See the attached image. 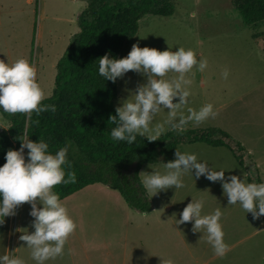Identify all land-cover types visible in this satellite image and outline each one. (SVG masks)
I'll return each mask as SVG.
<instances>
[{
	"label": "rangeland",
	"instance_id": "obj_1",
	"mask_svg": "<svg viewBox=\"0 0 264 264\" xmlns=\"http://www.w3.org/2000/svg\"><path fill=\"white\" fill-rule=\"evenodd\" d=\"M38 2L37 9L36 0H32L31 4L28 0H0V60L12 63L21 57L27 59L36 68V79L46 99L53 94L55 88L58 61L72 38L80 32L77 20L85 9L87 0ZM134 43L139 47L148 46L161 51H175L178 47L191 48L198 59L207 58L208 65L203 71L194 66L186 74L192 83L188 86V104L181 109L187 114L189 107L198 109L202 104L212 103L217 115L214 119L209 118L200 123L204 127H218L216 123H222L223 119H219L224 114H227L225 120L231 123L237 120L240 107L244 105L238 101L239 96L249 93L245 101L250 104V100L256 98V92L259 93L258 85L264 84V23L247 26L241 14L233 7L232 0H177L172 17H144L137 36L127 43L119 58L126 56ZM225 68L229 70L227 79L222 77ZM176 75L170 72L164 78L171 79ZM145 82V76L132 70L118 78L115 108L128 98L130 92L135 91L138 84ZM263 92L264 89L261 94ZM176 100L178 97L174 98V102ZM225 104L231 105L221 110L220 106ZM167 111L168 109H161L155 114L153 123L163 122ZM194 125L195 123L190 122L186 127L201 129ZM0 126L8 127L1 114ZM167 132L169 131L164 134ZM212 148L204 143L184 144L179 151L195 153L198 160L207 164L221 162L228 167H225V172L231 171L232 175H237L247 183L233 154L226 148L222 149L229 159L228 164L222 162L221 157L214 156L213 153L220 150L214 151ZM25 159H28L26 154ZM152 171L163 172L165 169L161 163L146 165L140 172L141 179L143 172ZM194 172L195 170L193 176L191 173L183 175L182 188L175 189L172 186L153 196L149 193L154 208L158 212L170 211L172 220L176 223L179 213L192 197L203 198L202 214H209L220 208L223 213L220 223L224 241L227 245H237L229 248L224 256H216L203 229L200 232L193 231L191 221L176 224L177 234L172 236L170 242L176 244L177 254L183 258V264H264V222L261 216L254 219L239 204L228 205L220 182L209 181L203 175L196 178ZM62 202L74 221L79 219L78 210L84 211L83 215L88 220L94 214L93 211L103 210V219L114 223L103 227L102 239L125 242L128 255H125L126 250L119 245L114 246L109 251L104 250L103 262L124 264L130 253V256L135 257V264H144L141 249L144 213L128 207L117 192L104 185H95ZM29 211L28 202L19 205L15 209V215H9L4 220L0 235V255L24 257L27 264L30 262L31 250L25 247L26 242L21 241L19 236L22 231L34 230L31 224L34 218L29 215ZM98 214L102 215L101 212ZM69 238L70 236L67 240Z\"/></svg>",
	"mask_w": 264,
	"mask_h": 264
},
{
	"label": "clouds",
	"instance_id": "obj_2",
	"mask_svg": "<svg viewBox=\"0 0 264 264\" xmlns=\"http://www.w3.org/2000/svg\"><path fill=\"white\" fill-rule=\"evenodd\" d=\"M207 65V58L198 59L191 48L161 51L148 46L139 47L136 43L122 58H110L107 53L100 57L98 74L104 80L115 82L129 70L146 77V82L138 84L135 91L130 92L128 98L115 108L116 114L109 115L108 121L114 125L110 130L111 139L132 144L139 135L156 141L165 131L182 133L189 122L200 124L209 118L214 119L217 112L212 103L202 104L198 109L189 107L187 114L181 111L188 104V86L192 83L186 74L194 66L203 71ZM170 72L177 75L165 79ZM228 75L229 70L225 68L222 77L227 79ZM36 77L35 66L25 58H18L12 63L0 60V111L24 113L29 118L33 112L37 116L44 111L55 112L54 104L41 103L45 93ZM161 109H168L166 118L163 122L153 123L155 114ZM20 141L19 149L6 151V162L0 166V223H3L4 217L15 215L19 205L28 202L29 215L34 218L31 222L34 230L22 231L19 239L26 242L25 247L31 250V258L36 264H44L63 254L66 240L76 228L67 207L53 190L58 184L74 183L76 180L74 172H66V166L71 167L67 158L71 142L52 152L42 138L34 142L25 134ZM24 149L29 150L27 160ZM174 156L173 160L163 163L165 171L143 172L141 183L146 194L153 196L172 186L182 188L183 175L191 173L193 176L195 170L196 178L203 175L209 181L220 182L228 205L239 204L254 219L264 215V182L246 183L237 175L225 177V170H213L206 162L198 160L195 153L175 150ZM38 204L42 206L38 207ZM203 207V198L192 197L179 213L176 224L191 221L193 231L203 229L214 254L222 257L228 250L220 223L223 213L216 208L209 214H202ZM0 264H25V261L5 254L0 255ZM161 264H173V261L166 259Z\"/></svg>",
	"mask_w": 264,
	"mask_h": 264
},
{
	"label": "trees",
	"instance_id": "obj_3",
	"mask_svg": "<svg viewBox=\"0 0 264 264\" xmlns=\"http://www.w3.org/2000/svg\"><path fill=\"white\" fill-rule=\"evenodd\" d=\"M176 2L87 0L77 20L80 32L72 38L56 65L53 94L41 101L54 104L55 112L44 111L39 116L33 112L29 118L24 113L0 111L8 126H0V166L6 162V151L19 149L25 134L34 142L44 139L52 152L71 142L67 156L71 167L66 166V172H74L76 180L54 186L61 201L101 184L117 192L128 207L144 214L152 212L154 205L141 183L142 168L173 160L175 150L184 144L226 148L246 172L248 182H262L256 166L250 163L247 149L218 127L186 129L182 133L169 131L156 141L137 135L132 144L113 141L110 137L114 125L108 118L116 114L118 79L104 80L98 74V60L106 53L110 58H119L127 43L137 36L144 17H172ZM232 5L247 26L264 23V0H232ZM28 151L24 149L25 154ZM261 218L264 222V215ZM1 226L2 223L0 235Z\"/></svg>",
	"mask_w": 264,
	"mask_h": 264
},
{
	"label": "crops",
	"instance_id": "obj_4",
	"mask_svg": "<svg viewBox=\"0 0 264 264\" xmlns=\"http://www.w3.org/2000/svg\"><path fill=\"white\" fill-rule=\"evenodd\" d=\"M28 2L31 4L32 0H28ZM258 86L257 91H259V93L256 92V98L250 100V104H247L245 101L249 93L239 96L238 101L240 100V103L244 105L240 107L237 120L231 123L225 120L227 119V114H224L219 119H223L224 121L222 120L221 124L216 123V125L218 128L229 133L247 149L250 163L253 166H256L260 180L264 182V92L261 94L264 89V84H259ZM230 105L231 104H225L220 106V108L221 110L225 108L227 109ZM194 126L201 129L208 128L204 127L202 124H195ZM187 128L193 129L192 127H186V129ZM212 149H214V151L220 150V152H214L213 155L221 157V160H223L222 162H227L229 164L227 155L222 152V149L224 148ZM208 165L213 170H225V167L228 168L221 162H210ZM238 166L240 167L239 164ZM240 169L243 171L245 179L248 182L246 172L242 167H240ZM230 175H232L231 171L225 172V177ZM71 197L67 199H70ZM99 212H101L102 215H99ZM83 213L84 211L78 210L79 219L75 221L77 229L75 228V230L69 235L70 238L66 240L63 254L45 261L44 264H112L111 261L103 262V252L104 250L109 251L113 249L111 247H118V245L126 250L125 255H128V246L125 242L104 241L102 239L104 237L103 227L106 225H114V223L109 222L107 219H103V210L93 211L94 214L90 217V220L86 219ZM170 213L171 212L167 210L158 212L156 208H154L152 212L145 213L144 217H142L143 241L141 249L144 264H161V261L166 259H171L173 264H183V258L177 254L176 244L170 242L172 236H176L177 234V226L175 220H172ZM168 221L170 223L169 225ZM236 245L237 244L228 245V249ZM17 251L18 248L16 249V252ZM134 259V255L130 256L129 253V257L125 260L124 264H135L136 260L134 261ZM29 260V264H36V261L31 257ZM24 261L25 264H27V260Z\"/></svg>",
	"mask_w": 264,
	"mask_h": 264
}]
</instances>
